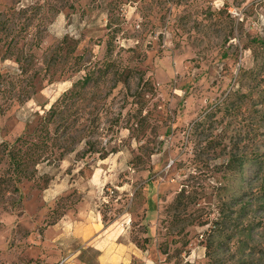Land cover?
<instances>
[{
  "label": "rangeland",
  "instance_id": "1",
  "mask_svg": "<svg viewBox=\"0 0 264 264\" xmlns=\"http://www.w3.org/2000/svg\"><path fill=\"white\" fill-rule=\"evenodd\" d=\"M98 224L131 264H264V0H0V264Z\"/></svg>",
  "mask_w": 264,
  "mask_h": 264
},
{
  "label": "crops",
  "instance_id": "2",
  "mask_svg": "<svg viewBox=\"0 0 264 264\" xmlns=\"http://www.w3.org/2000/svg\"><path fill=\"white\" fill-rule=\"evenodd\" d=\"M67 230L60 235L64 240L62 264H131L136 252L131 244L121 241V234L114 237L113 227ZM68 238V240H66ZM65 238V239H64ZM66 246V247H65ZM90 251L95 252L92 258Z\"/></svg>",
  "mask_w": 264,
  "mask_h": 264
},
{
  "label": "trees",
  "instance_id": "3",
  "mask_svg": "<svg viewBox=\"0 0 264 264\" xmlns=\"http://www.w3.org/2000/svg\"><path fill=\"white\" fill-rule=\"evenodd\" d=\"M90 81H91V78L90 77H87L83 82H82V86H84V87H86V85H88L89 83H90ZM81 94H82V92L81 91H79V92H67V93H65L64 94V97H63V100H64V98H66V97H76V96H81ZM55 107H56V105H54L53 107H52V109L51 110H53V109H55ZM20 140H22L23 142H24V144H28L29 142H28V140L27 139H20ZM19 140V141H20ZM29 146H30V148H33V147H36V151L37 150H39L40 148H39V142H36L35 144L34 143H29L28 144ZM36 153V152H35ZM35 153L33 154V155H35ZM32 158H35V156L33 157V156H31V161H34ZM12 159H13V161H14V164L16 165V167H17V169H21V166L23 165L22 164V161H20V159H17L16 158V155L15 156H13L12 157ZM35 162V161H34ZM25 165V164H24Z\"/></svg>",
  "mask_w": 264,
  "mask_h": 264
}]
</instances>
